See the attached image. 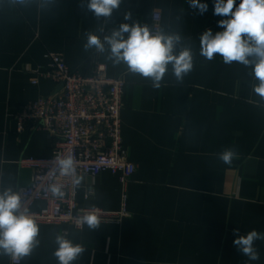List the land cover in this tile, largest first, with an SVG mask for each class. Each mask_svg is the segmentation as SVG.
Instances as JSON below:
<instances>
[{"label":"crops","instance_id":"1","mask_svg":"<svg viewBox=\"0 0 264 264\" xmlns=\"http://www.w3.org/2000/svg\"><path fill=\"white\" fill-rule=\"evenodd\" d=\"M87 2L0 0V191L30 186L33 170L19 162L47 160L54 149L47 133L28 124L18 133L13 119L21 106L56 90L51 80L36 77L48 68L44 54L62 56L81 76L91 75L95 58L109 78L125 81L121 147L136 166L124 190L128 216L96 230L37 223L40 244L19 264H58L57 234L85 247L73 264H264V240L254 241L257 261L233 245L235 228L240 235L264 233V100L253 91L258 81L251 67L225 64L219 54L211 61L200 55V34L222 31L218 21L228 17L213 14L214 0H200L208 5L203 15L189 0H122L110 18L97 20ZM126 13L131 20H124ZM153 13L161 16V33L182 37L176 52L192 50L193 69L182 82L168 65L161 87L154 88L123 62L107 59V45L104 53L84 49L87 32L103 41L121 23L150 30ZM226 148L236 152L231 165L218 158ZM89 188L94 196L85 200ZM122 194L117 176L103 172L83 178L77 204L119 212ZM0 264L11 258L0 255Z\"/></svg>","mask_w":264,"mask_h":264},{"label":"clouds","instance_id":"2","mask_svg":"<svg viewBox=\"0 0 264 264\" xmlns=\"http://www.w3.org/2000/svg\"><path fill=\"white\" fill-rule=\"evenodd\" d=\"M23 2V0H21ZM122 0H88L86 9L92 12L97 20L100 17L110 18L118 9ZM191 9L203 15L208 10L206 3L200 0H189ZM235 6V7H234ZM85 7V5H81ZM214 15L228 17L218 21V27L223 29L213 34L211 29L200 34V55L211 61L219 54L225 64L238 62L252 68V74L258 81L253 91L264 100V0H214ZM124 20H131L130 13L124 15ZM125 34H127L125 36ZM84 49H95L99 53L106 51L107 59L114 64L123 62L129 72L150 79L154 88H160L161 82L172 66V73L178 82L193 69V53L190 47H183L176 52L181 44L179 34H153L147 24L139 22L121 23L103 41L94 33H86ZM236 152L226 148L218 154V158L226 165H231ZM51 164L58 169L59 175L71 177L74 187H79L83 176L77 174L75 160L71 155L57 157ZM47 191L54 198L63 199V185L53 183ZM77 226L87 225L90 230L100 227L101 218L95 210H82L77 216ZM39 225L29 214L22 195L12 187L0 191V255L8 256L13 261L29 256L40 244ZM233 245L237 251L250 261L259 260V253L254 247V241L264 240V233L251 230L246 235H240L239 228L233 229ZM57 245L53 255L58 264H73L86 251L81 244H74L64 235L57 234Z\"/></svg>","mask_w":264,"mask_h":264},{"label":"built area","instance_id":"3","mask_svg":"<svg viewBox=\"0 0 264 264\" xmlns=\"http://www.w3.org/2000/svg\"><path fill=\"white\" fill-rule=\"evenodd\" d=\"M150 31L161 33V16L153 13ZM48 63L45 72L37 73L36 77L51 80L56 90L45 97L28 102L14 114L16 131H24L25 125L31 131H43L55 140L52 155L47 160H22V167L33 170L30 186L17 191L24 198V204L36 223L45 225H68L80 230L77 216L82 210L77 204L79 187H74L71 177L59 175L58 169L51 160L71 155L76 164L77 174L83 178L94 180L103 172L116 175L123 190V206L119 212H104L94 209L101 218V224H119L127 217L124 203L125 187L136 171L121 147L120 111L121 100L125 87L122 77L109 78L104 66L99 65L95 58L90 62L94 69L89 76H81L70 71L62 56L45 53ZM37 78L31 81L37 84ZM63 185V199L54 198L47 191L50 184ZM94 196L91 188L85 192V200ZM42 204L39 209L35 205ZM85 226V225H84ZM13 261L11 264H19Z\"/></svg>","mask_w":264,"mask_h":264},{"label":"rangeland","instance_id":"4","mask_svg":"<svg viewBox=\"0 0 264 264\" xmlns=\"http://www.w3.org/2000/svg\"><path fill=\"white\" fill-rule=\"evenodd\" d=\"M120 223H121V222H120ZM120 223H119V224H120ZM119 224H115V225H119Z\"/></svg>","mask_w":264,"mask_h":264}]
</instances>
